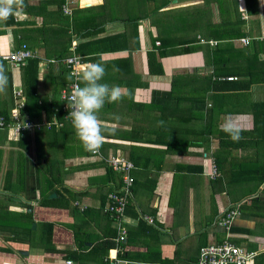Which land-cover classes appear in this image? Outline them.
<instances>
[{
  "label": "crops",
  "instance_id": "1",
  "mask_svg": "<svg viewBox=\"0 0 264 264\" xmlns=\"http://www.w3.org/2000/svg\"><path fill=\"white\" fill-rule=\"evenodd\" d=\"M26 1L0 22V116L28 103L23 120L40 125L18 131L5 117L0 128V264H198L200 248L228 233L257 252L247 264H263L264 82L247 81L264 76V0ZM23 43L37 59L2 56ZM149 52L161 63L153 72ZM70 55L103 63L101 83L123 93L97 113L107 129L98 153L59 110ZM115 155L134 165L123 241L103 212L121 183Z\"/></svg>",
  "mask_w": 264,
  "mask_h": 264
},
{
  "label": "built area",
  "instance_id": "2",
  "mask_svg": "<svg viewBox=\"0 0 264 264\" xmlns=\"http://www.w3.org/2000/svg\"><path fill=\"white\" fill-rule=\"evenodd\" d=\"M64 12H67L66 6H64ZM252 39L253 38L251 37L245 36L239 38V41L243 45H248L251 43ZM258 39L264 42V35L258 37ZM201 41L204 40L201 39ZM208 42L211 45L216 43L214 40H209ZM156 43L158 44L159 41H156ZM2 56L9 60L13 65H20L21 63L25 62L26 59L36 57V54L27 46V44L23 43L16 50H12L7 54H3ZM261 58L264 59V51L261 53ZM63 62L69 68V73L72 76V80L67 83L66 87L61 92V105L59 110L63 113L65 118L71 120L70 116L68 115L70 112V109L67 106L68 100L65 99V97L70 96L73 88L79 83V81L76 79L75 73L78 70L83 69L85 67V63L77 55H70L63 59ZM23 104L19 103L17 107H14L11 110V127L16 128L18 131L40 125L33 123L28 119L23 120L21 110L19 109L23 107ZM20 118H22V120ZM4 122V118L0 116V128L4 127ZM49 124L50 122H45V125ZM109 163L115 171L120 173L121 183L118 187L108 192L107 201L103 208V212L115 221L117 227V240L123 241L126 239V229L123 224L124 212L132 196V185L134 178L130 172L134 165L130 160L118 155L111 156L109 158ZM215 171L216 170L213 171V174ZM235 215V210L230 209L225 211L224 216H222L220 219V223L228 230ZM144 218L147 222H152V218L150 216H144ZM256 254V251H248L238 245L225 241L218 244H208L201 247L199 251L198 264H247L254 259ZM67 263H70V261H67Z\"/></svg>",
  "mask_w": 264,
  "mask_h": 264
},
{
  "label": "clouds",
  "instance_id": "3",
  "mask_svg": "<svg viewBox=\"0 0 264 264\" xmlns=\"http://www.w3.org/2000/svg\"><path fill=\"white\" fill-rule=\"evenodd\" d=\"M24 0H0V22H6L16 10L24 8ZM118 70V69H117ZM105 75L103 63H91L75 73L79 83L73 88L68 100L69 116L76 137L85 151L98 152L104 143L107 131L98 120L97 113L104 104L114 103L123 98L119 86L101 83ZM8 77L3 64H0V94L6 92ZM82 85V86H81ZM222 130L237 142L241 139V129L236 124L226 121Z\"/></svg>",
  "mask_w": 264,
  "mask_h": 264
},
{
  "label": "trees",
  "instance_id": "4",
  "mask_svg": "<svg viewBox=\"0 0 264 264\" xmlns=\"http://www.w3.org/2000/svg\"><path fill=\"white\" fill-rule=\"evenodd\" d=\"M27 1L26 0H24V7L25 8H28L29 6L27 5V3H26ZM39 7H37V9H38ZM11 17V19L13 18V16H10ZM7 24V23H6ZM233 34H229V36H232ZM238 35H240V34H238ZM119 38V37H118ZM118 38H116V36L113 38V40L115 39V40H117ZM108 40H111L110 38H108ZM165 53L166 52H159V56H162V55H165ZM158 55V54H157ZM157 55H156V53L155 52H149L148 53V64H149V68H150V71L151 72H153V70H152V65H156V67L158 68V67H161V63L158 61V58H157ZM32 59H37V57H35V58H32ZM154 71L156 72V70L154 69ZM157 71H162V69H159V70H157ZM264 73V72H263ZM253 75H255V74H253ZM71 76V75H70ZM72 80V76L70 77V79H69V81L68 82H70ZM248 84L249 83H252V82H264V76H261V77H250L249 79H248ZM28 96L29 97H31V95H33L30 91H28ZM255 106H256V108H259L258 110H260V112H261V110H263L264 109V102H259V103H257V104H255ZM31 113V109L28 107V103L26 104L25 103V106H23V108L21 109V114L22 115H25V114H30ZM33 113V112H32ZM2 114L4 115V118L6 117V121H9L10 119H11V116H10V111H8V110H4L3 112H2ZM258 121V119H257V117L255 118V122H257ZM255 127H258V122L255 124ZM260 181H264V176H262L261 178H260ZM263 264H264V261H263Z\"/></svg>",
  "mask_w": 264,
  "mask_h": 264
},
{
  "label": "rangeland",
  "instance_id": "5",
  "mask_svg": "<svg viewBox=\"0 0 264 264\" xmlns=\"http://www.w3.org/2000/svg\"><path fill=\"white\" fill-rule=\"evenodd\" d=\"M26 37H27V35H25ZM34 35L33 34H31V36L30 37H33ZM227 241H229V242H231V243H235V244H241L243 241L242 240H238V239H235L234 237H231L230 235H229V233H228V237H227V239H226Z\"/></svg>",
  "mask_w": 264,
  "mask_h": 264
}]
</instances>
